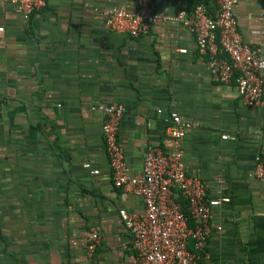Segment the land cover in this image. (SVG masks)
I'll return each instance as SVG.
<instances>
[{"label": "crops", "instance_id": "obj_1", "mask_svg": "<svg viewBox=\"0 0 264 264\" xmlns=\"http://www.w3.org/2000/svg\"><path fill=\"white\" fill-rule=\"evenodd\" d=\"M198 1L152 6L176 17ZM136 5L46 0L26 18L0 0V264H138L120 210L142 214L145 205L114 185L104 115L91 109L99 103L125 106L119 139L133 177L143 175L148 144L172 147L165 117L195 123L183 141L186 172L205 181L210 199L228 198L213 207L200 264H264V184L253 173L264 107L244 104L236 80H213L182 23L156 22L138 37L109 27L114 7ZM263 9V0L235 8L253 45L263 40ZM94 231L102 239L90 257Z\"/></svg>", "mask_w": 264, "mask_h": 264}, {"label": "built area", "instance_id": "obj_2", "mask_svg": "<svg viewBox=\"0 0 264 264\" xmlns=\"http://www.w3.org/2000/svg\"><path fill=\"white\" fill-rule=\"evenodd\" d=\"M1 1L9 2L26 18L46 5V0ZM239 1L199 0L191 12L182 10L176 17H170L155 11L153 0H137L132 10L114 7L107 14V23L112 30L133 37L148 33L156 22L182 23L195 36L213 80L219 83L236 80L244 104L264 107V78L261 76L264 71V27L258 31L263 38L260 44L245 41L235 13ZM206 2L213 3L215 10ZM261 18L264 21V9ZM91 109L104 115L102 130L115 187L137 194L144 201L142 214L120 210L124 225L133 236L138 264H200L201 252L205 251L211 235L213 207L228 198L210 199L205 181L186 172L183 141L195 123L178 113L165 117V130L172 147L166 149L162 145L148 144L143 175L133 177L127 172L124 146L119 139L125 106L99 103ZM228 137L223 135L225 139ZM85 166L92 168L89 162ZM92 173L98 174L99 170L92 168ZM253 173L264 184V145L255 157ZM181 199L187 202L189 214ZM101 239L96 231L90 234L87 241L90 257L97 251Z\"/></svg>", "mask_w": 264, "mask_h": 264}, {"label": "trees", "instance_id": "obj_3", "mask_svg": "<svg viewBox=\"0 0 264 264\" xmlns=\"http://www.w3.org/2000/svg\"><path fill=\"white\" fill-rule=\"evenodd\" d=\"M207 4H209V2H206ZM181 201H182V199H181ZM184 201V200H183ZM182 201V203H183V206H184V210H185V212L187 213V214H189V212H188V209H187V202H185L186 203V206H185V204H184V202Z\"/></svg>", "mask_w": 264, "mask_h": 264}]
</instances>
